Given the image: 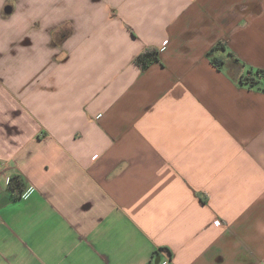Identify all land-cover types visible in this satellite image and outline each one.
Listing matches in <instances>:
<instances>
[{"label":"crops","instance_id":"1","mask_svg":"<svg viewBox=\"0 0 264 264\" xmlns=\"http://www.w3.org/2000/svg\"><path fill=\"white\" fill-rule=\"evenodd\" d=\"M250 69L264 0H0V264H264Z\"/></svg>","mask_w":264,"mask_h":264},{"label":"trees","instance_id":"2","mask_svg":"<svg viewBox=\"0 0 264 264\" xmlns=\"http://www.w3.org/2000/svg\"><path fill=\"white\" fill-rule=\"evenodd\" d=\"M219 48H222L225 50L224 45L222 43H218L216 46H214L209 51L208 56L210 57V59L214 65H216L218 68H221L224 65V61L213 57V52ZM155 60H159L158 51H156V50L147 51L138 57V62H140L143 67H148ZM237 61H238V59H237ZM240 82L242 84L249 85L250 87H254V86L262 83V86H260V88H262V87L264 88V70L263 69H250L247 72V74H243L240 77ZM13 185L15 187L20 188V195H21L22 190H23L22 181L19 179H14Z\"/></svg>","mask_w":264,"mask_h":264},{"label":"built area","instance_id":"3","mask_svg":"<svg viewBox=\"0 0 264 264\" xmlns=\"http://www.w3.org/2000/svg\"><path fill=\"white\" fill-rule=\"evenodd\" d=\"M216 223H217L218 225H220V221H219V220H217Z\"/></svg>","mask_w":264,"mask_h":264}]
</instances>
